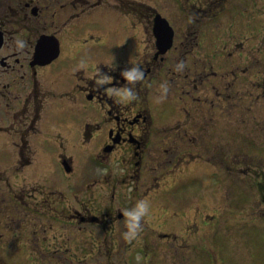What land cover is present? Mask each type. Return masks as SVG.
<instances>
[{
  "label": "flooded vegetation",
  "instance_id": "flooded-vegetation-1",
  "mask_svg": "<svg viewBox=\"0 0 264 264\" xmlns=\"http://www.w3.org/2000/svg\"><path fill=\"white\" fill-rule=\"evenodd\" d=\"M155 1L168 0H0V257L11 259L17 248L23 257L58 264L55 254L63 249L71 257H107L101 264H136V241H123L120 210L136 203L141 185L155 188L157 177L136 167L153 137L173 136L191 164L245 158L238 144L264 141V0H169L170 9ZM17 38L26 41L22 51ZM81 60L88 67L73 71ZM179 61L182 72L175 70ZM135 65L145 72L137 101L120 104L97 91L96 67L122 84L119 73ZM164 82L167 99L155 104ZM165 103L171 111L159 121L155 111ZM80 153L87 163L90 156L108 162L98 186L58 182L61 171L81 182L72 165ZM112 160L123 165L115 180ZM29 173L40 174L43 184L24 180ZM236 173L226 172L231 181ZM178 183L183 191L193 186L176 199L182 208L195 200L203 205L206 187L214 196L220 190L204 176ZM91 186L96 195L81 213L78 203ZM178 186L161 198L173 203ZM193 214L171 218L184 232L182 243L158 235L167 243L158 240L156 253L196 254L203 264L204 227L213 217L199 216L198 208ZM85 223L93 226L90 239L71 241L70 232Z\"/></svg>",
  "mask_w": 264,
  "mask_h": 264
},
{
  "label": "rangeland",
  "instance_id": "rangeland-1",
  "mask_svg": "<svg viewBox=\"0 0 264 264\" xmlns=\"http://www.w3.org/2000/svg\"><path fill=\"white\" fill-rule=\"evenodd\" d=\"M155 2L158 4H166L167 8L169 6V9L173 6V2L170 3L169 0L166 2ZM172 19L176 20V17H172ZM236 36L238 38L237 34ZM170 111V105L165 103L155 112L157 114L158 120L162 121L168 118ZM3 138L4 137H0V151L5 147L2 145V143L4 142ZM174 141L175 139L173 138V136H170L169 134L165 133L161 136L158 135L156 137H153L152 143L148 146L146 152L144 153L145 155L142 158V161L138 162V164L136 165L138 171H141V175L145 174L150 176L151 178L152 176L157 177V183L154 182L155 188L153 190H150L152 187L148 188L150 192L148 193L146 198H143L150 201L151 208L150 215L144 223L142 233H146L148 234V236L152 237L150 241L151 243H153V252H156L158 250L154 238L158 235H161L162 233H169L170 236L174 234L176 235L177 243H182V236L184 232L176 228L174 224V219H171L178 212L185 211L186 216L184 219H194L195 215L193 214V209L198 208L199 216L213 215V217H217L219 213H221L223 215V218L225 220H228L230 217L229 205L230 203L236 200L239 190H236L234 186L236 185L238 188H244L245 185L243 178H241L242 176L239 177V175H241L240 172L245 173L243 176L253 178L250 180L251 182L246 185L248 189L253 190L250 200L251 205L247 210L248 213L258 215L263 214L264 216V155L263 157H260L257 154L253 153L251 155H245V158L242 156H238L236 160H222L221 162L216 161L211 162L210 164L206 160L202 159V162H196L194 164H191L190 161H185V157H183L184 152L182 151V149L180 150V146L176 147V143ZM254 142L256 144H252L253 146L258 145V143H260L259 141ZM88 151L89 149L87 150V152ZM262 153H264V151ZM80 154L81 157H79L76 162L74 161L72 165L76 167L74 170L78 171V174L82 179L81 182H78V176L73 177L71 179H67L63 171H61L58 175V182L63 186H67L68 184H76L83 187L86 186V188L87 185L98 186V183L101 182L100 177H102L103 173V171L101 170V165H107L108 162L98 161V163H94L93 160L96 159H94L93 157L91 158L90 156V161L88 157L86 158L88 160L87 163L83 160V154ZM93 154H99V150H96L95 146H93ZM112 157H115V160L116 158H120L121 156ZM178 157L181 158L177 162ZM114 160L110 162L111 164L114 163L118 166L119 170L117 171L119 172L118 174H116V170L113 169L115 173L112 177L113 180L118 178L121 172L120 169L123 166L122 163ZM211 161H213V159H211ZM99 162L102 164H100ZM218 162H220V165L214 164ZM40 163L41 161L38 164ZM176 164L180 165H178L176 168H173V166ZM4 166L5 163H2L0 161V169H4ZM215 168L220 170L219 175L222 178V181L219 185L216 181L215 183L213 179L209 178L210 174L213 173ZM229 171H237L236 177L233 178V181H231L230 175L226 174V172ZM89 173L92 174L91 177H89ZM189 175L195 177L204 176L205 182H212L214 183V185H216V188L220 189L218 191V194L214 196L213 191L206 187L204 192L206 197L204 198V204L202 205L200 200H195L191 203L188 208H182L179 204L175 202L171 203L161 198V194L164 191L170 190L171 187L174 184H177V182H179L180 180H186ZM27 179H29V183L43 184L44 178L40 177V174L32 175L31 173H29V176H26L24 180ZM96 179L98 180V182L92 183V181ZM140 182L143 183V179H141ZM257 182H259L258 185L256 184ZM91 187L92 190L90 192V195L87 196L88 199H84L83 204L78 203V207L80 208L81 213H83V210H86L87 206L90 207L91 202L93 201L90 197L92 193L94 192L93 196L96 195L97 189H95L93 186ZM148 189H144L142 185L140 186L138 190V196H136V202L142 199L143 191ZM63 192L65 194L67 193L66 190H63ZM56 195L60 197L59 194H55L54 197ZM73 205L77 208V205L74 202ZM83 207L85 208L83 209ZM255 217L256 216H254V218ZM260 218L261 222L258 219H254L252 224H236L232 236L228 239H224L223 235H221V239L218 241L219 247L217 249V264H264V224H261L264 223V219L262 216H260ZM210 226H212V223H210L204 228V234L211 233L212 228H210ZM80 227L85 230L80 231ZM228 227L229 226H225L223 222V224L220 225L219 230L223 229V231L228 233ZM92 228L93 226L87 223L77 224L74 227L73 231L70 232L69 238L71 241H76L78 243L81 240H89V232ZM140 239L141 235L136 241V264H140L139 261H141L139 260L140 256L138 254V249H142ZM163 239V241L167 243V239ZM11 243L16 244L17 242L12 241ZM72 246L73 245L71 244V247ZM148 246L149 247L144 248V251L146 252V255L149 254L150 256H153V254L150 253V244H148ZM16 252L17 248L15 249V253H12L11 259H7V257L0 258H2L3 261L5 260L7 264H53V259L48 258L47 256L43 258H30L26 255H24L23 257V250H21L19 254H17ZM2 253L3 252L1 251L0 254ZM16 254L18 256H15ZM147 258L149 259V257ZM106 260L107 257H99V260L96 257H71L63 249L57 252L54 258V261L58 262V264H101L104 263V261ZM141 264H143L142 261Z\"/></svg>",
  "mask_w": 264,
  "mask_h": 264
},
{
  "label": "clouds",
  "instance_id": "clouds-1",
  "mask_svg": "<svg viewBox=\"0 0 264 264\" xmlns=\"http://www.w3.org/2000/svg\"><path fill=\"white\" fill-rule=\"evenodd\" d=\"M18 51H22L26 46V41L21 38H17L14 42ZM88 67L85 60H81L80 63L73 71L85 70ZM186 65L183 61H179L175 65L177 72H182ZM110 71H115V67L112 66ZM120 78L123 81L122 84L114 83L113 77L108 73L101 72L96 67L93 80L97 91H103L109 97L115 99L120 104H131L139 99L136 85L142 83L145 80V72L139 66L126 67L120 73ZM169 86L167 82L160 85L159 94L153 97V103L162 104L168 96ZM150 201L147 199H141L137 201L132 207L124 208L120 210L123 217L125 231L122 233V239L127 244H132L137 241L143 231L144 223L150 215Z\"/></svg>",
  "mask_w": 264,
  "mask_h": 264
}]
</instances>
